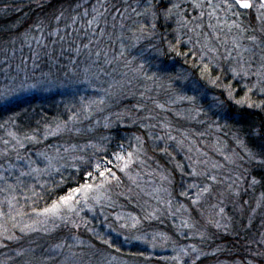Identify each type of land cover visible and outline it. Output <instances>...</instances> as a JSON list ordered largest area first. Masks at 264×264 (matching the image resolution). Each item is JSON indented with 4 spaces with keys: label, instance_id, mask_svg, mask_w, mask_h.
<instances>
[{
    "label": "rangeland",
    "instance_id": "374dc122",
    "mask_svg": "<svg viewBox=\"0 0 264 264\" xmlns=\"http://www.w3.org/2000/svg\"><path fill=\"white\" fill-rule=\"evenodd\" d=\"M100 2L106 3V6L117 4L121 11L115 12L109 8L102 17H97L96 24L88 27L84 21L96 15L92 9L93 6L98 7V0H82L61 7L59 12L63 11L65 18L58 25L51 18L40 20L49 25L45 28L44 43L47 47L38 48L34 42L23 40V34L39 35L33 29H30L31 32L22 31L19 36L12 37L9 43H0V92L6 90L5 86L9 90L8 98L0 99V106L37 96L68 92L77 96V102L81 106L76 118L78 121L66 127L60 122L59 129L52 131L57 132V135H51L50 132L42 135V139L35 136L36 141L27 140V143L18 140L24 147H20L19 143L14 146L9 138L2 140L0 137V153H6L0 155V174L8 177L9 184H16L15 177H20L22 187L16 190L15 195L24 206V211L29 213L35 207L36 203L33 204V201L38 198L32 196L27 188L35 186V191L41 193L47 186L48 178L57 172L54 169H81L83 166L89 171L93 170L87 164H82L77 157L83 156L85 160L91 158L93 162H103V158L107 157L113 161L108 166L120 177V182L112 181L100 194L99 202L90 201L88 207L72 216L80 225L79 228L57 219V226L50 221L35 224L36 231L21 232L19 227L13 229L19 239L6 240L0 236V242L7 244V247H0V264H73L75 258L72 253L83 254L89 246H94L92 250L96 251L93 264H191L192 260H195V264H264V255H257L264 253L260 252V248L264 250V193L241 195L238 180L234 181V177L239 178L243 173L248 175L245 167L247 161L254 163L262 158L237 139L227 142L219 138L220 141L214 142L215 147L208 148L211 154H206L208 152H203L201 148V132L195 131L193 124V120L201 116L204 108H210V116L214 115L218 120L225 116V97L222 96L228 98L227 90L203 79V65L208 64L210 68L223 74L220 84L231 86L234 99L228 100L232 104L248 95L249 87L254 96L257 95V99L264 101V91L254 87L256 77L234 75L232 69L239 70L233 59L236 58V51L232 52V58L219 55L212 64H209L207 57L201 60L204 35L197 36L189 28H181L177 23L179 15L165 18L164 11L173 3L180 5L179 9L173 11L182 13L189 20L199 16L200 9L192 6V0ZM213 2L219 3L220 0ZM149 5L153 7L149 8ZM124 8H128V11L124 12ZM85 9L89 12L88 16L83 15ZM204 11L207 13L210 9L206 8ZM236 11L238 15L234 17L231 13L217 11L216 15L220 17L217 29L219 40L215 39V34L206 23L202 29H197L212 38L211 46L217 47L220 53L225 52V47L232 50L233 36H238V42L244 46H251V42L245 37L260 36L259 22L255 20L253 12L243 9ZM153 12L156 13L155 18ZM52 13L56 14L55 11ZM74 17L79 18L76 23H72ZM202 19L207 22L209 17L205 15ZM226 19L228 25L236 20L242 27L248 26L249 31L243 34L236 28L229 31L224 26ZM211 22L217 23L215 18ZM153 23L156 25L155 29L152 28ZM142 25L144 29L140 31ZM56 26L60 28V35L48 36L47 33ZM251 28H257V32L253 33ZM149 32L153 34L149 36ZM13 40L15 43H10ZM198 40L201 43H197ZM29 43L31 48L28 47ZM170 43L174 48L170 49ZM84 45L88 47L85 48ZM77 48L80 49L79 53L75 51ZM122 50L124 56H120ZM34 52H39V57L34 56ZM97 52L100 53L99 56H96ZM253 52L254 58L250 53H245V57L252 58L254 72L259 67L262 53L259 48ZM22 60L24 63H21ZM128 61L132 62V68L143 64L147 75L155 78L147 80L130 71L125 66ZM9 64L11 68H8ZM226 76L230 78L226 79ZM12 77L15 79L12 80ZM192 96L196 97L195 103L181 99ZM101 100L104 102L100 103ZM141 100L144 103L147 101L149 105L144 116L137 119V115L145 107ZM217 100L223 102V107H210ZM191 112H196L198 117L193 118L196 116ZM117 114L121 119H117ZM127 116L132 117L136 124H142V129L148 131L151 142L161 148L157 149L161 158L168 160V151L171 153L170 163L177 166L175 172L168 173L159 163L153 164L156 160L148 156L149 151L138 133H130L114 142H108L106 137V144L90 139L96 122L115 127L117 122L125 124ZM142 118L145 121L137 122ZM210 121L208 127L212 135L220 136L222 128L216 126V121ZM223 129L225 134L231 133V130ZM6 136L9 137V134L6 133ZM169 136L176 139L171 140ZM136 137H140L143 144H139ZM4 141H9L7 148ZM249 151L256 154L255 161L249 158ZM126 152H137V155L133 156L134 162L128 169L119 171L115 165L120 163L123 168V162L117 161L112 154ZM41 153L44 155H40ZM45 156L51 159L46 160ZM46 167L47 171L20 176L21 172H31L36 168L44 170ZM212 176L216 179H210ZM85 178L88 179L86 176ZM182 182L186 187L181 190L177 185ZM5 186L0 181V188ZM6 195L8 194L0 192V204H3L5 211L8 210V205L4 203ZM25 196L32 199L25 200ZM21 204L16 207L19 209ZM238 215L241 216L240 222L244 220L245 230L252 231L250 226L256 223L255 234L245 236L248 242L244 243V247L249 249L251 243L256 244L259 249L246 253L252 259L254 255L260 257L263 259L261 263L231 255L217 256V252L209 251V230L228 229L235 220L238 222ZM35 218L34 213L31 218L17 217L21 223L28 224ZM216 222L222 227H216ZM238 223L233 226L234 229H243ZM7 226L11 227L10 221ZM101 238L109 240L110 245H104ZM254 238L259 242L255 243ZM56 245L62 247L57 249ZM193 247L198 252H193ZM185 250L189 255L184 254ZM174 257L177 259H173Z\"/></svg>",
    "mask_w": 264,
    "mask_h": 264
},
{
    "label": "trees",
    "instance_id": "16d2710c",
    "mask_svg": "<svg viewBox=\"0 0 264 264\" xmlns=\"http://www.w3.org/2000/svg\"><path fill=\"white\" fill-rule=\"evenodd\" d=\"M79 1L82 0H0V43H9V40H11L12 37L19 36L22 31L33 29V25L39 22L42 18H52L53 11H55L56 14H59L61 7H66L67 4H76ZM211 69L212 71L207 75L212 78L220 77L221 80L223 74L215 68ZM226 77V79L230 78L229 76ZM203 79L208 82L206 77H203ZM218 83H220V81H218ZM206 88L208 90H214L211 87ZM142 91L140 92L142 93ZM73 95L75 94L69 92L56 93L49 96H37L25 101L0 106L1 139L8 140L9 138L12 145L18 146V140H23L27 143V139H25L26 136H36L37 138L42 139V135L48 134L58 128L60 122L64 123L67 121V126H70V123H75V121H78L76 118L80 113L81 106L77 102V96ZM247 96L249 97V103L254 105L258 104L261 105V107H248L247 105L232 104L226 96H222L225 97L223 102L226 104V109L224 110L225 116L222 117L221 120H218L214 115L210 116L212 113L210 108L209 110L201 108L203 111L201 110V116L199 118H197V114L195 115L196 112H191L193 116H196L193 118H197L193 120V124H195V131L201 132V148L203 149V152L211 154L208 148L215 147L213 146L215 140L220 141L221 139L228 142L229 140L237 139L244 142V145L257 153L260 158L264 159V155L261 154L264 152V136L259 134L261 131H264V101L257 99V95L254 96L252 92ZM145 98H147V94H145ZM143 101L144 100H141L140 102L145 107L142 112H139V115L136 117L137 119L144 116L147 105H149L147 101L145 103ZM210 119L214 121H216V119L218 120L216 121V126L223 130L220 131V136L212 135L211 130L208 127L211 123ZM139 121L143 122L145 119L142 118L137 122ZM123 124V122H117L115 127H105L101 122H96V126H93V130H91L93 133L90 136V139H93L96 143L106 144V137H108V142H114L115 139L116 141H120L118 140L119 138L122 139L127 137L130 133H138L145 142L147 151H149L148 156H152V159L156 160L153 164L156 165V163H159V166H163L168 173L175 172V167L177 166L170 163L171 153L168 151L170 157L168 160L164 157L161 158V156H159V150H157L161 148L156 147L155 142H151L149 133L142 129V124H136L135 120L129 116H127L125 124ZM223 127L231 130V133L225 134ZM6 133H12L13 135L7 137ZM2 140H0V144L2 143ZM4 146L6 148L8 147L5 144ZM245 167L248 169V175L243 173L239 178L233 176L234 181L238 180L237 184H239L240 189H242L241 195L246 194L249 196L251 194L256 195L261 192L264 193V166H261L260 164L257 165V162L251 163L250 161H247ZM84 170L85 168L81 166V169L65 168L58 172H54V176L48 178L47 186L41 192L42 194L39 193L42 199L38 198L36 200L35 207H46L50 205L53 200L57 199L59 195L66 194V191L71 187H77L79 184L84 183V180L81 179ZM253 177L259 181V184H253L251 182ZM61 180L64 182L60 184L59 187H56L55 185ZM177 186L181 190L186 187L183 182ZM229 194H231V192ZM239 214H241V212ZM240 219L241 216L238 215L239 223L235 220L228 229L214 231L210 228L211 230L209 231H211V233H207L210 237L209 251L213 253L217 252L215 253L217 256L231 255L232 257H240L245 260L252 259L251 256L248 257L250 254L246 253V251L250 252L259 248L256 244L253 243L254 245H252L251 243V247L245 249L244 243L248 242L247 238H245L247 234L252 236L253 233L254 236V226L256 223H253L250 226L252 231L245 230L244 228L246 225H244V220L240 222ZM236 223H238L243 229H234L235 227L233 226ZM253 240L255 243L259 242L255 238ZM260 250V252L264 251L261 248ZM252 260L258 263L263 261V259L256 255L253 256Z\"/></svg>",
    "mask_w": 264,
    "mask_h": 264
},
{
    "label": "snow or ice",
    "instance_id": "6c2138e0",
    "mask_svg": "<svg viewBox=\"0 0 264 264\" xmlns=\"http://www.w3.org/2000/svg\"><path fill=\"white\" fill-rule=\"evenodd\" d=\"M192 6L195 9H200V14L197 17H194L192 20H189L186 16H184L182 13H176L173 10L179 9L180 5L173 3L170 8L166 9L164 11L165 18H171L173 15H179V19L177 20V23L180 25L181 28H189L190 31L193 33H196L197 36L204 35V41L202 43V52L201 60L204 58H208L209 64H212L216 62L219 55H223L225 58H232V52L236 51V58H233L236 60V63L238 65L239 70L237 68H233L232 71L235 76H255L256 77V84L254 87H257L260 91H264V47H261L264 45V0H220L219 3L213 2V0H192ZM77 7H80V5H77ZM128 7H131L130 5ZM153 7L152 5H149V8ZM109 8H111L115 12H120L121 9L117 4H107L101 3L100 0H98V7L93 6L92 11L96 14L93 16L92 19L84 21V24L88 27L93 26L97 23V17H102L105 12H108ZM210 9L207 13L204 11L205 9ZM100 9H103V11H100ZM236 9H244V10H250L253 12L255 20L259 22V33L260 36L257 35H251L245 37L251 42V46H244L241 43L238 42L239 37L233 36L232 37V44L233 48L232 50H228L227 47H225V52L220 53L219 49L217 47L211 46V37L203 34L202 32H198L197 29H202L205 26V23L207 24V27L212 30V32L215 34V39L219 40V34H218V27L220 25V17L216 15L217 11H222L225 13H231V16H237L238 12ZM124 12L128 11V8H124ZM133 12H136L135 8H132ZM147 11V9H146ZM84 16H88L89 12L87 9H85ZM137 15H140V13H137ZM153 18H155L156 13H152ZM207 15L209 17L207 22L203 21V17ZM64 12L61 11L59 14H53L52 21L55 22L57 25L58 23L63 20ZM215 18L217 23L213 24L211 21ZM78 17L72 18V23H76ZM192 25V27H189ZM224 26L228 27V30L231 31L233 28L238 29L240 34L246 33L249 31L248 26L242 27L240 23H237L236 20H233L231 25H228L227 19L224 20ZM49 27V25H46L43 21L38 22L37 24L33 25V30L39 33V35H32V34H23V40L24 41H31L34 42L38 48H45L47 45L44 43L46 36H45V28ZM67 27V26H66ZM123 24H121V28H123ZM156 25L155 23L152 24V28L155 29ZM144 26H141L140 31H143ZM32 30H30L31 32ZM251 31L253 33L257 32V28H251ZM152 32H149V36L152 35ZM48 36L51 35H60V28L56 26L51 31L47 33ZM63 39V36L60 37ZM139 39V37H137ZM191 39V38H190ZM10 43L14 44L15 41H11ZM53 43H56V41H53ZM197 43H201L199 40ZM221 43H225L224 41H221ZM23 46V45H22ZM28 47L31 48V43L28 44ZM85 48L88 47V45H84ZM170 49L174 48V45H169ZM259 48L262 55L260 58L259 67L256 69V71H252V58H254L255 53L253 52L254 49ZM7 51V49H5ZM77 53H79L80 49H75ZM245 53H250L252 58L245 57ZM14 54V52H13ZM46 55H49V53H45ZM34 56L39 57V52H34ZM100 53L97 52L96 56H99ZM120 56H124V51L122 50L120 53ZM7 59V57H5ZM135 59V58H133ZM109 63L111 61H108ZM21 63H24L22 60ZM35 63V62H34ZM74 63V62H73ZM132 62L128 61L126 63V67L129 68L130 71H133L136 74H139L143 76L147 80H153L154 76H148L147 73L144 70L143 64H137L135 68H132ZM19 68L20 66L17 65ZM8 68H11V64L8 65ZM6 72L7 69H4ZM212 69L209 67L208 64L203 65L201 69V76L206 77L208 82L220 87L223 86L227 90V96L229 100H233V90L230 85H221L218 83L220 81V77L212 78L211 76L207 75L210 73ZM5 79H8L7 76H5ZM12 80L15 79V77L11 78ZM131 83V81H129ZM34 87V85H33ZM5 91L0 92V99H7L8 98V89L7 86H5ZM249 92L252 91L251 88L248 89ZM181 99H187L192 103H195L196 97H181ZM249 97L245 95L244 98L240 100H235L236 104L240 105H247L248 107H261V105L258 104H251L248 102ZM104 101L101 100L100 103H103ZM162 107V106H161ZM210 107H223V102H220L217 100L215 104H210ZM198 111V110H197ZM117 119H121V116L117 114ZM65 127L67 126V121L64 122ZM109 125H105L107 127ZM147 126V125H145ZM59 129V125H58ZM51 135H57V132L50 133ZM261 136H264V131H261L259 133ZM9 135H13L12 133H9ZM171 140H175L176 137L169 136L168 137ZM25 139L30 141H36L35 136L31 137H25ZM158 139H163V137H158ZM136 140L139 144H143V141L140 137H136ZM5 145L9 143V141H4ZM20 144V147H24L23 143L18 141ZM138 152V150H137ZM137 152H126L124 154L121 153H113L115 159L117 161L123 162V168H121V164L117 163L115 167L119 171H124L125 169L129 168V165L132 164L133 156L137 155ZM6 153H0V155H4ZM264 155V152L261 153ZM40 155H44L41 153ZM95 155V153H93ZM249 158L253 161L256 160V154L249 151L248 152ZM18 159H22L21 157H18ZM46 160H50L51 158L46 157ZM82 164H87L90 168H92V171H89L87 169L84 170V173L81 176V179L84 180V183L79 184L77 187H71L66 191V194L59 195L57 199L53 200L50 205L41 208L33 207L32 213L35 214L36 218L32 221L31 224L28 223H21L20 220L17 219V217H29L31 218V214L27 211H24V206L21 204L19 198L17 195H15V192L18 188L22 187V182L20 181V177H15L17 183L16 184H9L8 177L0 174V181H3L6 185L3 188H0V192L7 193L8 195L5 196L4 203L8 205V210L5 211L3 204H0V236H2L6 240H15L19 239L20 237L15 236L13 229L19 227L21 232H24L26 230L28 231H36L37 229L34 227L37 223H45V222H52L54 226L55 221L59 219L62 223H72L73 227L79 228L80 225L77 224L73 219L72 216L77 214L80 211H83L85 207L89 206L90 201L99 202L101 199V193L110 186L112 181H115L116 183L120 182V177L116 175L115 172H113L112 168L108 165H111L113 163L112 160H109L107 157L103 158V162L97 161L93 162L91 158L88 160H85L83 156L77 157ZM261 166H264V159H261L257 161ZM49 167H52L49 165ZM48 168L46 167L44 170L41 169H32L31 172H21L20 176H30L33 172L39 173L41 171H47ZM55 171H59V169H54ZM95 173V175H94ZM85 176L88 178L85 180ZM102 178V179H101ZM166 179V177H165ZM210 179L215 180L216 178L214 176L210 177ZM88 180H92L93 182L90 183ZM64 181L61 180L59 183H57L55 186L59 187L60 184H62ZM259 181H257L254 177L252 178V183L256 184ZM43 187V185H41ZM192 187H196V185H192ZM27 191L32 193V196L42 199L39 193L35 191V186L27 188ZM204 191H207V189H204ZM181 195H186V193H181ZM79 197V198H78ZM32 197L25 196V200H31ZM110 199V197H109ZM36 201H33V204H35ZM193 203H196V201H193ZM21 204V207L18 209L16 205ZM91 210V208L89 209ZM221 212H223V209H220ZM15 213V215H13ZM119 219V217H117ZM11 222V227H8V222ZM187 226V225H185ZM216 227H222L218 222H216ZM47 230V229H45ZM99 238V237H98ZM101 242L104 245H110V241L107 239H102ZM66 243V242H65ZM78 243H82L78 241ZM264 243V241H262ZM156 245L154 244L153 247ZM0 247H7L6 243L0 242ZM62 245H56V248H61ZM69 248L71 246H68ZM94 246H89L88 250H84L83 254H76L72 253V257L75 259L73 260V264H93V257L96 256V251L92 250ZM193 252H198L195 247H193ZM185 255H189L187 250H185ZM257 255H264V253H257ZM50 259H54L53 257H49ZM114 259V258H113ZM177 259V258H173ZM197 259H199V255H197ZM191 264H195V260L191 261Z\"/></svg>",
    "mask_w": 264,
    "mask_h": 264
},
{
    "label": "water",
    "instance_id": "95a60500",
    "mask_svg": "<svg viewBox=\"0 0 264 264\" xmlns=\"http://www.w3.org/2000/svg\"><path fill=\"white\" fill-rule=\"evenodd\" d=\"M244 10V9H243Z\"/></svg>",
    "mask_w": 264,
    "mask_h": 264
}]
</instances>
